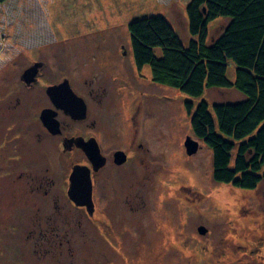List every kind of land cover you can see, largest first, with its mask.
Listing matches in <instances>:
<instances>
[{"label":"rangeland","instance_id":"374dc122","mask_svg":"<svg viewBox=\"0 0 264 264\" xmlns=\"http://www.w3.org/2000/svg\"><path fill=\"white\" fill-rule=\"evenodd\" d=\"M189 1L9 0L0 4V264H264V180L255 190L216 183L211 150L194 136L185 107L186 102L196 105L205 100L212 108L215 103L240 101L244 95L236 89L206 88L202 97L193 98L154 83L150 67L139 71L133 61L128 25L137 19L161 15L188 44L192 38L186 14ZM224 19L209 24L208 42L219 35ZM19 44L24 49L59 48L60 44L76 48L78 54L72 52L76 57L68 58L71 67L97 68L89 74L95 84L106 76L109 59L118 62L123 51L128 52L126 74L108 90L122 94V105V96L129 94L130 108L127 103L118 105L113 121L121 122L118 128L124 129L131 126L134 115L143 128L150 129L151 180L135 173L130 181L112 177L100 182L95 187L93 215L69 202L66 182L72 159L56 151L47 161L37 150V138L29 134L37 129V114L2 103L9 96L2 94L9 84L1 72L5 50ZM234 70L230 62L231 81ZM72 73H79V68ZM142 97L146 107L138 109ZM187 137L200 144L192 156L184 146ZM29 171L45 177L41 179L48 196L38 192Z\"/></svg>","mask_w":264,"mask_h":264},{"label":"trees","instance_id":"16d2710c","mask_svg":"<svg viewBox=\"0 0 264 264\" xmlns=\"http://www.w3.org/2000/svg\"><path fill=\"white\" fill-rule=\"evenodd\" d=\"M9 0H0L4 4ZM191 40L182 41L161 15L128 25L132 57L152 81L193 98L206 88L236 89L244 99L232 103L186 102L194 136L212 153L216 183L255 190L264 180V0H190L186 8ZM225 18L208 42L209 24ZM235 67L228 79V64Z\"/></svg>","mask_w":264,"mask_h":264},{"label":"flooded vegetation","instance_id":"af4514ba","mask_svg":"<svg viewBox=\"0 0 264 264\" xmlns=\"http://www.w3.org/2000/svg\"><path fill=\"white\" fill-rule=\"evenodd\" d=\"M47 47L24 49L22 44H19L14 49L5 50V62L1 72L4 75V82L9 84L6 91L2 90V94H9V96L2 103L7 108L18 106V112L23 113L28 109L29 112L37 114V129H32L29 134L31 138L34 136L37 138V150H41L47 161L56 151L63 157L72 159L71 173L66 182L69 202L74 204L68 192L72 184L71 175L76 166H83L85 171L88 169L90 172L94 208L95 187L99 186L100 182L104 184L107 178L116 177L118 180L130 181L137 173L143 174L145 180H151L149 177L152 166L150 129L143 128L134 115L131 126L128 124L124 129L118 128L121 122L113 121L118 114L116 113L118 105L122 108L127 103L130 108L129 94V96L126 94L122 96V105L119 102L122 94H112L113 92L108 90V88L113 89L116 82L120 80L121 74H126L124 61L128 58V52L123 51V58L119 59V64L117 60L109 59V63L105 66L108 69L106 76L112 75L107 78L104 74V77L99 78V82L95 84L94 79L91 80L89 76L91 71L97 69L93 66L86 65L82 70L83 65L80 67L76 64L73 67L79 68V73L73 75L74 68L71 67L68 58L76 57L74 55L78 52L76 48L63 44H60L59 48L55 45H47ZM26 57L27 61H24ZM74 62L76 63V60ZM65 70L68 73H65ZM32 73L35 74L32 75ZM49 89H53L54 93L50 94ZM69 89L73 94H69ZM143 95L147 99V95ZM145 98L142 97V100H139L141 105L138 109L143 108L144 105L146 107ZM9 99L8 106L6 102ZM138 109L135 107L132 111L136 112ZM5 114L8 116L10 113L5 111ZM94 151H98L99 160L94 159ZM35 155L34 149L30 162ZM118 158H124V161L119 162ZM46 169L49 172V168L46 167ZM29 172L30 179L27 178L34 184L38 183L36 187L38 192L44 191V182L41 179L43 177L36 175L37 173L34 176L33 171ZM43 179L45 181V177ZM48 179L46 182L49 184L51 182L54 186L55 182ZM36 188L32 187L31 192L35 193ZM48 191L49 189L44 191L46 196ZM128 205L131 206V204ZM75 206L81 210L87 209L84 206ZM50 219L48 217L49 222H51ZM39 228L41 229V225Z\"/></svg>","mask_w":264,"mask_h":264},{"label":"water","instance_id":"95a60500","mask_svg":"<svg viewBox=\"0 0 264 264\" xmlns=\"http://www.w3.org/2000/svg\"><path fill=\"white\" fill-rule=\"evenodd\" d=\"M35 73H32L34 75ZM53 89H49V93L53 94ZM70 90V89H69ZM69 94H73V92L70 90ZM44 118V117H43ZM185 149L186 153L189 156H192L196 154L200 148V144L197 140L187 137L185 141ZM94 159L99 160V153L98 151H94ZM121 154V153H118ZM119 162H123L124 158H118ZM71 187L68 192L69 197L72 199V201L77 206H84L87 208V211L90 215H93L94 213V203L92 199V184L90 179V172L87 169L85 171V168L83 166H76L73 169L72 175H71ZM200 232L202 234L206 233V229L204 227L200 228Z\"/></svg>","mask_w":264,"mask_h":264},{"label":"crops","instance_id":"0c3cea01","mask_svg":"<svg viewBox=\"0 0 264 264\" xmlns=\"http://www.w3.org/2000/svg\"><path fill=\"white\" fill-rule=\"evenodd\" d=\"M223 21V20H222ZM227 23V21L225 20V21H223V25H225ZM223 90H225V89H223ZM228 90H232V89H227L226 91H228ZM236 91V90H235ZM238 93V92H237Z\"/></svg>","mask_w":264,"mask_h":264}]
</instances>
